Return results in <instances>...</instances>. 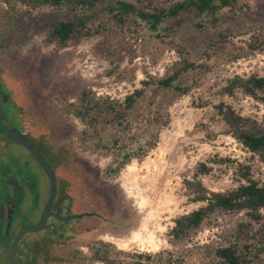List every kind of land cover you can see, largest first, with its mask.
I'll use <instances>...</instances> for the list:
<instances>
[{
    "label": "rangeland",
    "instance_id": "374dc122",
    "mask_svg": "<svg viewBox=\"0 0 264 264\" xmlns=\"http://www.w3.org/2000/svg\"><path fill=\"white\" fill-rule=\"evenodd\" d=\"M132 1L150 11L180 0ZM104 4L97 0L95 6ZM81 8L0 0V57L12 70L18 99L61 148L64 181L84 198L77 210L99 214L86 219L92 228L53 258L57 264H135L138 253L168 252L187 264H210L202 246L231 237L238 227L249 235L257 228L244 211L214 214L183 241L170 230L175 218L205 205L193 200L195 186L187 180L224 192L245 183L238 167L248 166L250 177L264 185V161L225 131L213 107L224 102L263 127L259 101L220 89L236 74L264 76V0H238L216 22L186 10L162 21L158 31L138 17L117 20L104 12L97 34L70 38L63 46L48 42V14L66 17ZM173 22L178 24L164 29ZM183 60L193 66L176 84L188 91L147 85L128 111L126 131L105 117L88 125L74 115L71 105L82 89L122 102L143 80L162 78ZM116 135L118 145L111 142ZM146 138L154 145L141 154L138 145ZM124 154L130 159L122 164ZM200 164L208 171L196 173ZM249 264H264V253Z\"/></svg>",
    "mask_w": 264,
    "mask_h": 264
},
{
    "label": "trees",
    "instance_id": "16d2710c",
    "mask_svg": "<svg viewBox=\"0 0 264 264\" xmlns=\"http://www.w3.org/2000/svg\"><path fill=\"white\" fill-rule=\"evenodd\" d=\"M28 4H38L54 9L68 6L71 3L80 4L82 8L70 16L58 17L56 14H48L46 24L50 28L47 41L56 40L59 46H63L70 38L80 39L97 34L102 28L101 16L106 12L117 20L124 17L135 16L145 21L149 28L158 31L162 21L176 18L186 10H193L196 15L207 22H216L220 12L232 6L238 0H180L168 8L154 7L152 10H143L136 6L132 0H105V4L96 7L97 0H21ZM178 24L173 22L164 29ZM193 65L188 61H181L173 66L168 73L159 79L143 80L142 88H136L132 93L125 96L122 102H112L109 98L97 99L88 89H82L76 102L72 104L74 115L84 123L92 125L100 124L102 117L105 122H118L121 131H126L128 123V111L137 101H141L145 95L147 85L154 84L156 88L172 89L178 93H186L187 87L176 84L179 76L188 71ZM222 94L235 96L237 92L248 95L259 101L264 108V76L256 73L249 75H234L227 79L220 89ZM216 113L226 125V132L241 143L248 151L258 154L264 161V124L263 127L253 126L254 122L248 117L238 114L231 105L220 102L213 106ZM158 125V124H157ZM127 127V128H126ZM123 128V129H122ZM118 135L111 138L114 145L120 143ZM154 144L149 138L143 139L138 145L141 154L147 152ZM130 159L128 154L122 157V164ZM240 175L245 183H240L236 188L224 192L209 191L196 181L187 180L188 186L193 187V200L203 201L205 205L196 210L178 216L174 219V225L170 230V236L177 241H183L197 230L205 221L214 214L221 212L244 211L247 218L257 228L249 235V232L238 227L231 237L222 238L221 242L202 246L205 255L211 259L210 264H249L253 259L264 253V217L261 209L264 208V185H260L249 175L248 166H239ZM208 168L200 164L198 172L205 173ZM135 264H187L181 256L167 255L164 252L156 254L138 253Z\"/></svg>",
    "mask_w": 264,
    "mask_h": 264
},
{
    "label": "flooded vegetation",
    "instance_id": "af4514ba",
    "mask_svg": "<svg viewBox=\"0 0 264 264\" xmlns=\"http://www.w3.org/2000/svg\"><path fill=\"white\" fill-rule=\"evenodd\" d=\"M3 60L0 57V264H57L53 257L92 228L85 221L99 214L93 209L77 210L84 198L64 181L62 150L30 119L18 99L12 70ZM13 136L32 143L54 171L56 192L47 213L48 174ZM40 223L37 231L23 233L11 248L22 229Z\"/></svg>",
    "mask_w": 264,
    "mask_h": 264
},
{
    "label": "water",
    "instance_id": "95a60500",
    "mask_svg": "<svg viewBox=\"0 0 264 264\" xmlns=\"http://www.w3.org/2000/svg\"><path fill=\"white\" fill-rule=\"evenodd\" d=\"M14 139H16L17 141L21 142L24 146H26L29 151L32 153V155L38 160L39 164L43 167V169L46 171V173L48 174L49 180H50V185H51V190H50V197H49V201L47 204V208H46V213L49 210V206L54 198L55 192H56V180H55V176H54V171L51 168V166L48 164V162L45 160V158L42 156V154L40 153V151L32 144L30 143L28 140H26L24 137H19V136H13ZM46 214L44 213L43 218L41 220V222L46 218ZM41 226V223L35 227H26L24 229H22L19 234L17 235L13 246L11 248H13L15 246V243L17 242L18 238L25 232H31V231H37Z\"/></svg>",
    "mask_w": 264,
    "mask_h": 264
}]
</instances>
